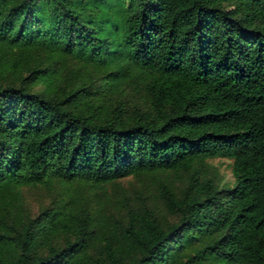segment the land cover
I'll return each mask as SVG.
<instances>
[{
    "label": "trees",
    "instance_id": "obj_1",
    "mask_svg": "<svg viewBox=\"0 0 264 264\" xmlns=\"http://www.w3.org/2000/svg\"><path fill=\"white\" fill-rule=\"evenodd\" d=\"M162 173L120 218L23 195ZM0 264H264V0H0Z\"/></svg>",
    "mask_w": 264,
    "mask_h": 264
},
{
    "label": "rangeland",
    "instance_id": "obj_2",
    "mask_svg": "<svg viewBox=\"0 0 264 264\" xmlns=\"http://www.w3.org/2000/svg\"><path fill=\"white\" fill-rule=\"evenodd\" d=\"M60 71L74 70L75 66L72 62L61 63ZM44 84H34V90H41ZM209 164L214 168L218 179L223 184H233V159L230 158H212L208 160ZM167 178V174H149L141 177L130 176L109 184L100 190H88L76 184L71 190L67 188L66 184L56 183L50 189L46 187L24 188L23 195L26 201L28 212L35 216L42 208L56 205L62 199L69 198V191L78 192L76 196L86 205V207L95 213H102V215H111L115 217H122L124 215V208L122 201L131 200L136 205L140 201H146L149 205H160L157 202L156 189L161 178ZM177 180V178H176ZM158 208V209H159ZM169 220L173 217L167 215Z\"/></svg>",
    "mask_w": 264,
    "mask_h": 264
}]
</instances>
